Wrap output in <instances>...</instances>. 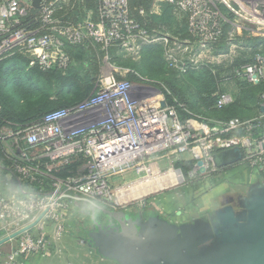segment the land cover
<instances>
[{
  "label": "built area",
  "instance_id": "1",
  "mask_svg": "<svg viewBox=\"0 0 264 264\" xmlns=\"http://www.w3.org/2000/svg\"><path fill=\"white\" fill-rule=\"evenodd\" d=\"M197 1L153 0L148 11L142 7L136 11L145 19L159 15L164 3L172 5V16L187 18L189 34L196 36L201 50H209L230 21L228 14L214 13L217 8L212 6L213 12L204 14L208 20L202 24V12H195L192 4ZM225 1L235 3V0H223L224 5ZM83 2L40 0V8H34L32 0H0V62L21 57L28 68H64L68 63L64 43L79 45L91 41L104 50L116 45L119 52L136 56L147 45L167 42L164 36L155 38L153 32L138 24L128 0H98L94 9L79 10L75 21L64 19V8L72 10L75 4ZM256 3L251 2L253 9L259 5ZM249 15L250 20L256 19L254 13ZM251 21L261 26L260 30L264 29V21ZM220 22L224 25L222 28L216 24ZM130 42L137 44L131 50ZM193 63L194 60L187 59L186 64L178 67L185 72ZM104 67L109 73L102 76L94 94L83 102L46 113L24 126L0 127V189L7 188L11 180L17 184V189H8V195L0 193V240L44 213L34 228L14 239L16 248L0 264H17L20 257L43 259L59 253V243L66 234L65 223L73 211L68 199L113 202L121 206L139 198L137 208L152 205L143 200L154 193L155 190L148 189L157 182L146 180L151 172L147 162L164 150L166 145L162 141L169 134L167 130H171L172 136L166 142L179 146L180 152L188 151L198 140L184 131L194 121L189 120L182 126L177 121L175 107L165 102L163 93L144 83L146 80L137 72L117 69L109 63ZM233 72L248 84H258L264 80V54H255L250 63ZM113 73L123 77L134 74L143 82L119 80ZM260 100V113L253 120L233 119L203 127L202 140L198 141L203 148H192L194 158H190L192 168L188 177L204 176L214 182H229L236 173L247 172L264 179V129H260L264 122V93ZM231 102L228 94H218V107ZM231 133L234 135L229 136ZM232 148L240 149L242 159L216 168L212 156ZM195 149L200 150L198 159ZM175 171L181 176L180 182H184L182 170ZM127 173H134L138 179L114 186L113 181ZM144 193L148 194L143 198Z\"/></svg>",
  "mask_w": 264,
  "mask_h": 264
},
{
  "label": "rangeland",
  "instance_id": "2",
  "mask_svg": "<svg viewBox=\"0 0 264 264\" xmlns=\"http://www.w3.org/2000/svg\"><path fill=\"white\" fill-rule=\"evenodd\" d=\"M251 2L256 4H259L256 9L252 8ZM226 6H229L230 9L226 8V6L223 4V0H199L195 3L192 2V4H195L194 10L197 12L198 10L202 12V18L200 19V22L202 24H205L208 20L205 15H208V12L214 13H221L228 16V19L230 23L228 25H222V23H216L221 28L222 26V33L225 32L226 39L224 40V43L219 44H212L211 48L208 50H201L200 49V43L196 39V36H192V40L189 38H182L180 34V30L187 18L180 16L176 14L174 16L175 22L173 21L172 25L169 27H162L160 30L153 29L152 34L154 37L157 36L161 38V36H164L167 39V42L164 41H157V43H153L150 45H158L160 46L163 55L162 58L166 60V65L164 66V69H168V66L176 69L180 72H183V70H180L178 66H181V64H186L187 59L194 60V65L190 64L188 71L191 70V72H197L200 73V67H204L207 65L206 68L217 76H223L225 75L224 71L229 67L231 64H234L235 62H245L246 60H251L253 58V54L255 53L251 47H249L248 50H244L242 44L246 42L247 38L248 40L252 38H258L262 39L264 41V29L260 30L261 26L255 25L251 20L254 22H261L264 21V0H235V3L233 1H225ZM223 4V5H222ZM243 6V8L240 9V6ZM214 6L217 8V10H211V7ZM223 6V7H221ZM233 13H232V12ZM256 12V13H255ZM250 13H254L255 18H252L250 20ZM205 14V15H204ZM185 18V20H184ZM247 20L251 21L250 23L247 22ZM187 24V23H186ZM152 37V38H154ZM156 38V37H155ZM245 38V39H244ZM91 42V41H90ZM259 43L261 41H258ZM93 43V42H91ZM95 44V43H93ZM130 50L137 44L135 42H130ZM135 44V46H133ZM221 44V45H220ZM147 45V46H150ZM258 49L263 50L264 43L261 42L258 44ZM146 47V46H145ZM252 50V51H250ZM141 51V50H140ZM245 51V52H244ZM116 59L115 63L111 61V57L106 55L103 56L100 59V70L97 75V81H96V87L98 85V81L102 78L103 75L109 73L106 72L105 69V63H109L112 66H114L117 69H124L121 64H127L125 59H132L134 62L140 60V56L136 55L134 56L132 53L129 52H118L116 53ZM140 54V53H139ZM256 54V53H255ZM26 68L27 65H25ZM210 66V67H208ZM151 69V68H150ZM148 68V73L150 76L157 74L156 70H150ZM129 70V69H127ZM188 71H185L183 73H187ZM188 74H192V73ZM163 73V71H162ZM115 76L123 78V75H118V73H113ZM168 74V73H167ZM127 76V75H126ZM160 83V82H159ZM137 84V83H135ZM161 84V83H160ZM158 84V86L160 85ZM183 84L187 86V81H184ZM148 85V84H147ZM150 86V85H149ZM153 88L159 90L161 93H163L164 100L167 104L168 99L166 98L169 95V91H166V88L163 87H156L151 85ZM227 86V92L233 102L234 99V93L235 91L233 88ZM94 94V93H93ZM231 102V103H232ZM184 112L190 114L193 116L196 120H194L190 128L184 130L185 132H188L189 134H193L197 136L198 140L196 143L192 146H190L185 151H179V146H173L174 144H168L166 142L169 137L172 136L170 134V129L167 130L169 134H166L165 141H162L163 145H166L164 150H162L160 153H157V155H153L148 159L149 166L151 167L150 175L146 178L148 181H154L156 179L159 183L161 180V183H164V181H167L165 173H168L169 171L181 169L185 178L184 182H180L181 178L174 179L172 182H170L169 185H165L161 187L160 189L155 185L153 188L154 193H151L150 195H147L146 198H144L145 194H143V200L147 202H151L152 199L156 203V197L160 196L162 194H167V197H165L163 200L160 199V202L157 206V212L159 215H167V212H173L171 211V207L174 206H180V209H182V206L186 204V206L190 205L191 203L196 204V208H205L208 212L211 211L212 213L215 211H218L222 208H225L226 206H229L232 208L235 216L238 215V217L246 216V207L249 203V199L251 196L247 192L246 188H240L235 189L233 193H224L226 188L221 187L224 184H228L225 182L217 181L214 185L210 186L209 180L210 178L204 177V176H193L188 177L189 172L192 168V163L190 158H194L193 154L191 153L192 148H200L202 149L203 146L198 143L199 140H202L201 136L204 133L205 125H210L209 122L202 121L203 117L197 116L190 112L188 109L183 107ZM175 112H177L175 110ZM177 121L182 125H187L188 119L184 120V118L179 115L177 112ZM255 119V118H254ZM168 120V119H167ZM208 120H211L208 118ZM253 120V119H252ZM200 121V122H198ZM205 123V124H204ZM207 143V141H205ZM205 144V143H204ZM203 153V152H202ZM209 155H212L209 153ZM204 158V155L202 154V157ZM188 164L190 165L188 168ZM156 172V173H155ZM163 174V175H162ZM243 174H249L247 172H244ZM174 175V172L172 173ZM237 175L235 174L230 178V180H233V178L236 180ZM250 175V174H249ZM141 176V175H140ZM162 177V178H161ZM176 177V176H174ZM164 178V179H163ZM166 178V179H165ZM252 178V176H250ZM254 178V177H253ZM138 179V176H136L134 173H127L124 175L123 178H116L113 181L114 186L118 185H125V183H130ZM156 184H159V183ZM178 182V183H175ZM154 184V183H153ZM263 186L264 185V179H259L258 177H255V180L250 183V187H257V186ZM216 187L218 190L215 191V193H209L211 188ZM210 194H208V193ZM264 192V190H263ZM262 192V194H263ZM217 193V194H216ZM261 194V195H262ZM207 195V196H206ZM213 195V197H211ZM166 196V195H164ZM224 197L230 198V202L225 201ZM139 198H137L138 200ZM130 203L127 205H121V206H115L113 202L106 203V202H100V201H90L93 204L97 205L98 208L92 206L90 210L91 213L86 209V207L83 206V204H76L72 203L73 210L77 208L73 214L71 211V215L67 222L65 223V229L66 234L64 235L66 238V241L68 243L67 245V252L64 255H61L57 258L49 259L47 264H96L94 260H92V256L94 255V251L98 250L94 243L89 241L91 239V235L96 236V241H102L104 237L100 234V228L105 231L113 230L114 232L118 233H124V230L128 233H130L134 228H137V225L132 222H134V218H137L138 216H132L133 208L138 205V201L136 199H131ZM158 200V199H157ZM224 200V203H223ZM213 202V205L210 204ZM153 203V202H152ZM156 203V204H157ZM155 204V205H156ZM159 207V208H158ZM85 208V209H84ZM108 211L110 215L106 213ZM194 211V210H193ZM206 211V212H207ZM204 213L202 216L207 217L208 212ZM119 215V216H118ZM88 216L92 218V221L89 222ZM198 217V216H197ZM131 222L132 224L130 225ZM196 221H199L197 219ZM206 221V220H205ZM120 222H123L121 225ZM207 223L209 221H206ZM105 237H108V234L104 235ZM64 238V237H63ZM64 238V240H65ZM92 240V239H91ZM16 248V243L13 240L12 242L7 243L5 246H1L0 252L4 254V256H7L11 251H13ZM201 253L199 256L195 257L191 260H186L183 264H224V262L227 260L226 258H222V256H225L227 254V250L220 249L215 241L211 240L206 243H204L201 247ZM88 250L93 251V255L91 256L88 254ZM45 259V258H43ZM43 261V260H40ZM36 261H28L24 264H45L43 262ZM102 264V263H101ZM110 264V263H108Z\"/></svg>",
  "mask_w": 264,
  "mask_h": 264
},
{
  "label": "trees",
  "instance_id": "3",
  "mask_svg": "<svg viewBox=\"0 0 264 264\" xmlns=\"http://www.w3.org/2000/svg\"><path fill=\"white\" fill-rule=\"evenodd\" d=\"M97 2L98 0H84L82 5L75 4L72 10L64 8L63 12L66 11L64 19L75 21L79 17V10L94 9ZM152 2L153 0H128L132 16L149 33H152L154 28L160 30L162 27L171 26L173 21L175 22V18L171 14L172 5L167 3L163 4L159 15L153 14L145 19L137 15V8L142 7L148 11ZM32 13H35V10ZM186 23L185 20L180 34L182 38L192 40ZM225 39V32H223L216 44L224 43ZM248 39L246 42L240 43L244 50L251 47L256 54H264V46L263 50L258 49V44L264 43L262 39ZM64 47L68 56V63L64 68L53 67L46 70L39 67L26 68L25 60L21 57L0 62V127L6 124L24 126L38 121L46 113L70 108L83 102L92 96L96 90L97 75L101 66L100 59L107 55L116 64V53L119 52L116 45L104 50L101 45L93 44L90 41H84L79 45L64 43ZM162 55L160 46H146L140 51L139 61L134 62L132 59H125L127 64L122 63L121 66L137 72L146 80L144 83L148 85L166 88V91H169V95L166 97L169 105L175 107V110L184 120L194 121L196 119L184 112L183 107L193 114L203 117L202 121H207L210 124L228 122L233 119L247 121L258 117L260 97L264 93V80L255 85L248 84L235 76L233 72L239 66L250 63L253 58L245 62H235L224 70L226 71L225 75L217 76L206 68L207 65L204 67L199 65L200 73L191 72V70L183 73L169 66L166 70L164 66L167 62L162 58ZM148 68L156 70L157 74L150 76L147 71ZM190 72L191 75L188 74ZM117 78L119 80L125 79L130 83L143 82L134 74ZM184 81H187V86L183 84ZM158 84L160 85L158 86ZM227 86L235 91L233 102L218 107L216 104L217 96L226 93ZM260 129H264V122ZM233 135L234 133L229 134V136ZM189 166L188 164L187 168ZM8 185L17 187L14 180L8 182ZM68 201L76 204L82 203L86 207L85 210L92 212L90 209L93 208V205L90 203L76 202L72 198ZM76 209L72 211L73 214ZM150 213L147 212V214ZM135 214L133 212L132 216H136ZM88 219L89 222L92 221L89 216Z\"/></svg>",
  "mask_w": 264,
  "mask_h": 264
},
{
  "label": "water",
  "instance_id": "4",
  "mask_svg": "<svg viewBox=\"0 0 264 264\" xmlns=\"http://www.w3.org/2000/svg\"><path fill=\"white\" fill-rule=\"evenodd\" d=\"M34 8H40V0H32ZM242 159L238 148H232L212 156L216 168L233 165ZM264 185L252 187L248 192L251 198L246 207V216H235L231 207L226 206L214 212L219 227L210 222L195 221L192 225L176 226L157 217H149L145 222L135 219L137 225L130 233L124 230L121 234L113 230L100 228L104 239H91L99 252L119 264H183L186 260L194 259L201 253L200 247L215 241L216 245L227 254L222 256L227 260L224 264H264ZM263 192V194H262ZM262 194V195H261ZM77 200L92 202L77 198ZM108 215L111 214L108 212ZM41 214L33 223L21 228L0 240V246L16 239L26 231L36 226L43 217ZM119 216V215H118ZM132 224L130 221L128 222ZM122 225L123 222H120Z\"/></svg>",
  "mask_w": 264,
  "mask_h": 264
},
{
  "label": "crops",
  "instance_id": "5",
  "mask_svg": "<svg viewBox=\"0 0 264 264\" xmlns=\"http://www.w3.org/2000/svg\"><path fill=\"white\" fill-rule=\"evenodd\" d=\"M250 176L251 175H249V174L248 175L247 174H239V175H237V179L236 180L233 178V180H231L229 182H225V183H228V184H224V185L221 186V187L225 186L223 188H226L224 193H233V191L235 189H240V188L241 189L242 188H246L247 192H249L250 189H251V188H249L250 187L249 185H250L251 182H253V180H255V177L253 178V176H252V178H250ZM177 178H179V180H180V177H178V175H177ZM209 183H210V186L215 184V182L213 180H209ZM238 186H240V188ZM15 188L17 189V187H15L13 185L12 186L8 185L7 188L1 187L0 193L2 195H8L9 192H10V191H8V189L9 190H14ZM216 190H218V188L216 189V187L214 186L213 188H211L209 193H215ZM164 195H166V196H164ZM165 197H167V194H162L160 196H157L156 197V203H157V201L159 203L160 199L163 200ZM211 197H213V195H211ZM153 200L154 199L151 200V202H153L152 205H149L151 207H148V206H147L148 208L144 207L147 210H145L144 208H137L135 206L133 208V212H135L136 213L135 215L138 216V217L134 218V219H139L140 222H145L149 217H157V218H159V219H161V220H163V221H165V222H167L169 224L176 225L178 227L183 226V225H188V226L192 225L197 219H199L201 221H205V220L209 221L210 224H212V226L219 227L218 221L214 217V212L213 213L211 211L208 212L205 208L197 209L196 208V204L194 205V203H191L189 206L188 205L186 206V204L183 205L182 206L183 210L180 209V206L171 207L172 208L171 211L173 212V214H171V212H167L166 213L167 215H163L162 216V215H159L158 212H157V206H160L161 204L158 205V203L156 204ZM210 204L213 205V202L210 203ZM206 211L208 212V216L207 217L202 216ZM133 212H131V213H133ZM147 212H151V213L147 214ZM64 238L59 243V249H60L59 253L53 254L52 256H50L48 258H45V259H41V258H38V257H35V256L22 257V258L18 259L17 264H24V263L27 262V260L28 261H36V262H37V260L38 261L43 260V261H40V262H43V263L47 264L49 259L57 258V257H59L61 255H64L67 252V245H68V243L66 241V238H65V240H64ZM89 241L94 243L91 239ZM6 244L2 245V247L5 246ZM0 249H1V246H0ZM88 254H90L92 256L93 255V251L88 250ZM5 257L6 256H4V254H2V257H0V263L5 260ZM92 260H94L96 264H101V263L102 264H108V263H110V264H119L116 260L110 259L108 257L103 256L99 252V250L94 251V255L92 256Z\"/></svg>",
  "mask_w": 264,
  "mask_h": 264
},
{
  "label": "bare ground",
  "instance_id": "6",
  "mask_svg": "<svg viewBox=\"0 0 264 264\" xmlns=\"http://www.w3.org/2000/svg\"><path fill=\"white\" fill-rule=\"evenodd\" d=\"M199 153H200V150L199 149H195L194 150V155H195V158H199L200 156H199ZM174 172V175H172V173ZM173 172L172 171H169L168 173H165L164 175L166 176V180L167 181H164V183H161V180H159L160 181V183L159 184H156V183H154L153 184V187L155 186V185H157V187L160 189L161 187H163V186H165V185H169L170 184V182H172L174 179H176L177 178V175H178V177H180L181 178V176H180V174H179V172H177V171H175V170H173ZM156 173V172H155ZM177 174V175H176ZM163 175V174H162ZM174 176H176V177H174ZM162 178V177H161ZM164 179V178H163ZM178 179V178H177ZM155 180V179H154ZM153 189H155V188H152L151 187V189H148V191H152Z\"/></svg>",
  "mask_w": 264,
  "mask_h": 264
},
{
  "label": "flooded vegetation",
  "instance_id": "7",
  "mask_svg": "<svg viewBox=\"0 0 264 264\" xmlns=\"http://www.w3.org/2000/svg\"><path fill=\"white\" fill-rule=\"evenodd\" d=\"M224 200L227 201V202H228V201L230 202V200H232V199L227 198V197H224ZM224 200H223V203H224ZM106 213H108V211H106Z\"/></svg>",
  "mask_w": 264,
  "mask_h": 264
}]
</instances>
